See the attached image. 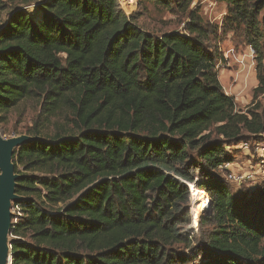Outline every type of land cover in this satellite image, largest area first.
Returning a JSON list of instances; mask_svg holds the SVG:
<instances>
[{"label": "trees", "instance_id": "trees-1", "mask_svg": "<svg viewBox=\"0 0 264 264\" xmlns=\"http://www.w3.org/2000/svg\"><path fill=\"white\" fill-rule=\"evenodd\" d=\"M216 1L221 26L138 0L186 17L154 34L118 0H0V126L41 107L13 155L12 264H264V186L239 199L219 168L264 133V0ZM230 34L255 51L246 111L219 76ZM188 183L210 198L198 233Z\"/></svg>", "mask_w": 264, "mask_h": 264}, {"label": "rangeland", "instance_id": "rangeland-1", "mask_svg": "<svg viewBox=\"0 0 264 264\" xmlns=\"http://www.w3.org/2000/svg\"><path fill=\"white\" fill-rule=\"evenodd\" d=\"M132 2L133 7L132 9H128L127 12L128 14L137 12L139 15L138 23L145 30L154 34H161L165 31L184 28L186 17L183 15L172 13L153 2H145L143 4H139L138 0H133ZM191 7L199 10V14L205 22L213 23L218 26L222 25L227 11L226 4L217 2L216 0H194ZM29 11L32 15L36 14L35 7H31ZM217 44L220 52L225 57V61L219 64V76L226 93L235 98L238 110L246 111L247 109L254 107L255 103L253 102L252 93L253 88L258 84L256 69L254 66L255 51L251 46L245 44L244 39L241 36L234 37L232 34L222 36V39H220ZM258 101L261 103L260 109H262L264 98H259ZM40 109L39 101H25L18 109L11 113L9 121L0 126V132L5 137L24 134L26 130L32 126ZM245 136L247 141L251 142V151L246 150L240 144L229 148L233 155L232 162L235 163L234 170L237 172L255 173V171L258 170L257 147L264 146V136L257 138H251L249 134H245ZM195 161L197 162V159H195ZM262 173L260 171L259 174L254 175V178H247L243 183L228 181L225 171L220 172V175L226 179L229 189L235 197L246 199L252 197L259 188L264 186V174ZM196 177L200 180L202 179L199 172H196ZM191 185L198 190L196 194L194 193V190L191 189ZM190 191L192 196L191 227L195 230V233H198L199 220L203 215H197V213H200L198 212V205L200 202L203 203L201 211V213H203L205 202L208 204L207 210L210 208V198L207 201L206 198L209 197L208 193L205 190L198 189L194 183L190 184ZM199 197L203 199L198 201ZM197 201L198 204L194 208V204ZM17 212L18 209L13 208V213ZM193 214L199 216L195 221L193 219Z\"/></svg>", "mask_w": 264, "mask_h": 264}, {"label": "water", "instance_id": "water-1", "mask_svg": "<svg viewBox=\"0 0 264 264\" xmlns=\"http://www.w3.org/2000/svg\"><path fill=\"white\" fill-rule=\"evenodd\" d=\"M38 136L19 134L5 137L0 132V264H12L11 227L13 203L21 200L16 187L21 175L15 171L13 155L17 148L28 145ZM198 201L194 204L197 206Z\"/></svg>", "mask_w": 264, "mask_h": 264}, {"label": "built area", "instance_id": "built-area-1", "mask_svg": "<svg viewBox=\"0 0 264 264\" xmlns=\"http://www.w3.org/2000/svg\"><path fill=\"white\" fill-rule=\"evenodd\" d=\"M133 0H118L120 7L128 14V9H132L133 7ZM137 1V0H136ZM129 15V14H128ZM264 97V95H263ZM262 136H264V133H262ZM240 145L245 148L248 151L252 150L251 142L243 141L240 143ZM258 148V170L255 171V173L250 172H237L234 170L235 163L227 162L223 165H221L219 168L221 171L226 172L227 180L234 183H243L246 181L247 178H254V175L259 174L261 171L262 174H264V146L263 147H257ZM260 170V171H259ZM189 184V183H188ZM190 186V184H189ZM209 200V197H207ZM199 216H196V214H193L194 221L198 219Z\"/></svg>", "mask_w": 264, "mask_h": 264}, {"label": "bare ground", "instance_id": "bare-ground-1", "mask_svg": "<svg viewBox=\"0 0 264 264\" xmlns=\"http://www.w3.org/2000/svg\"><path fill=\"white\" fill-rule=\"evenodd\" d=\"M191 187H192L191 189L194 190V193L196 194V192H198V190H196L195 188H193V185H191ZM201 199H203V198L199 197V200L198 201H200ZM206 200L208 201L207 198H206ZM202 205H203L202 202H200V204L198 205V212H200V213H197V215H199V216L204 213V211H203V213H201V211H202ZM204 207H205V204H204Z\"/></svg>", "mask_w": 264, "mask_h": 264}, {"label": "crops", "instance_id": "crops-1", "mask_svg": "<svg viewBox=\"0 0 264 264\" xmlns=\"http://www.w3.org/2000/svg\"><path fill=\"white\" fill-rule=\"evenodd\" d=\"M254 66H255V69H256V63H255V61H254Z\"/></svg>", "mask_w": 264, "mask_h": 264}]
</instances>
